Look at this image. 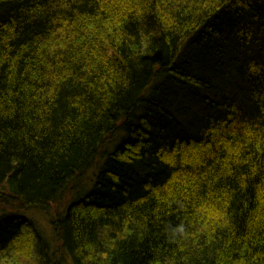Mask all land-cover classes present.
<instances>
[{"label":"trees","instance_id":"obj_1","mask_svg":"<svg viewBox=\"0 0 264 264\" xmlns=\"http://www.w3.org/2000/svg\"><path fill=\"white\" fill-rule=\"evenodd\" d=\"M64 255L264 264V0H0V264Z\"/></svg>","mask_w":264,"mask_h":264},{"label":"rangeland","instance_id":"obj_2","mask_svg":"<svg viewBox=\"0 0 264 264\" xmlns=\"http://www.w3.org/2000/svg\"><path fill=\"white\" fill-rule=\"evenodd\" d=\"M94 175L92 171H90L85 178V185H88L91 183V178ZM62 208V207H61ZM22 213H25L27 217L29 218V221L31 220L32 223L35 225L36 229H39V231L42 233V235L50 241L52 239L51 236V229H50V220L49 217L45 214L35 212V211H21ZM65 256V264H72L69 257L67 255Z\"/></svg>","mask_w":264,"mask_h":264}]
</instances>
